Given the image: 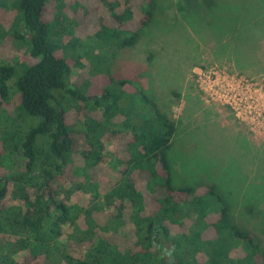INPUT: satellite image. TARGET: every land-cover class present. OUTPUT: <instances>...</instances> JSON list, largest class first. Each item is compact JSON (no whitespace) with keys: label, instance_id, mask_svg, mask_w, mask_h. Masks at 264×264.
Masks as SVG:
<instances>
[{"label":"trees","instance_id":"trees-1","mask_svg":"<svg viewBox=\"0 0 264 264\" xmlns=\"http://www.w3.org/2000/svg\"><path fill=\"white\" fill-rule=\"evenodd\" d=\"M210 1L188 0L194 17ZM158 4L0 0V44L24 49L0 61V264H264L215 185H173L177 122L112 74Z\"/></svg>","mask_w":264,"mask_h":264},{"label":"rangeland","instance_id":"rangeland-1","mask_svg":"<svg viewBox=\"0 0 264 264\" xmlns=\"http://www.w3.org/2000/svg\"><path fill=\"white\" fill-rule=\"evenodd\" d=\"M157 1L155 25L137 47L111 55L112 74L137 79L177 122L167 153L173 185H215L233 205L237 224L259 239L264 259V0H211L198 17L188 0ZM176 3L183 6L185 29L175 20ZM147 51L155 58L150 62ZM23 52L5 39L0 61ZM199 69L208 81L196 75ZM79 76L73 70L71 80ZM230 81L238 84L234 94L246 98L245 113L226 102ZM140 110L149 111L144 105ZM121 232L126 238L130 231Z\"/></svg>","mask_w":264,"mask_h":264},{"label":"built area","instance_id":"built-area-1","mask_svg":"<svg viewBox=\"0 0 264 264\" xmlns=\"http://www.w3.org/2000/svg\"><path fill=\"white\" fill-rule=\"evenodd\" d=\"M195 73L200 79L204 78L206 81H208V77H210V75H207L204 71H201V69H199L198 72L195 71ZM215 85H218V84L215 83L214 85H212L211 90L213 87H215ZM237 87H238V84L233 81L225 83L224 88H225V91L227 92L226 97H225L226 102H228L227 104H229L234 111L244 109L242 113H245L246 98L242 95L238 96L234 94V91ZM230 102H232V104Z\"/></svg>","mask_w":264,"mask_h":264}]
</instances>
